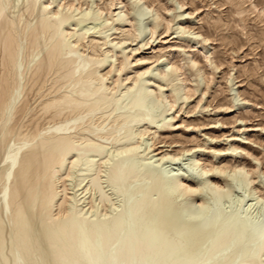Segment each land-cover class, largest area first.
Returning <instances> with one entry per match:
<instances>
[{
	"label": "bare ground",
	"instance_id": "obj_1",
	"mask_svg": "<svg viewBox=\"0 0 264 264\" xmlns=\"http://www.w3.org/2000/svg\"><path fill=\"white\" fill-rule=\"evenodd\" d=\"M49 1L0 0V264H264V198L255 199L262 217L236 210L238 197L225 208L234 188L253 183L244 166L226 172L197 158L203 177L187 179L142 157L133 139L149 129L135 132L136 117L166 104L146 85L110 93L75 48L87 28L71 33ZM27 71L54 76L38 105L47 127L23 121L36 114L23 94Z\"/></svg>",
	"mask_w": 264,
	"mask_h": 264
},
{
	"label": "rangeland",
	"instance_id": "obj_2",
	"mask_svg": "<svg viewBox=\"0 0 264 264\" xmlns=\"http://www.w3.org/2000/svg\"><path fill=\"white\" fill-rule=\"evenodd\" d=\"M51 1L50 8L69 16L63 26L71 33L88 29L75 48L96 62L110 93L121 97L146 85L166 104L150 118L136 117L134 131L149 129L133 139L141 143L142 157L187 179L203 177L194 174L197 158L200 164L226 166V172L244 166L253 183L246 190L234 188L225 208L232 209L239 198L236 210L262 217L256 196L264 198V0ZM68 2L73 6L66 7ZM138 7L146 8V15L139 16ZM83 14L87 17L76 24ZM23 77L24 97L36 111L25 115L26 128L47 127L38 105L53 93L54 76L37 80L27 71ZM214 172L206 176L215 177Z\"/></svg>",
	"mask_w": 264,
	"mask_h": 264
}]
</instances>
